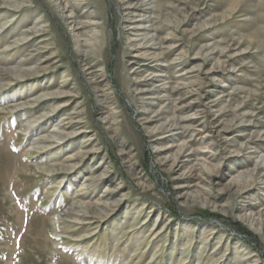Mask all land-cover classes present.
<instances>
[{
	"label": "rangeland",
	"instance_id": "1",
	"mask_svg": "<svg viewBox=\"0 0 264 264\" xmlns=\"http://www.w3.org/2000/svg\"><path fill=\"white\" fill-rule=\"evenodd\" d=\"M248 263L264 0H0V264Z\"/></svg>",
	"mask_w": 264,
	"mask_h": 264
},
{
	"label": "bare ground",
	"instance_id": "2",
	"mask_svg": "<svg viewBox=\"0 0 264 264\" xmlns=\"http://www.w3.org/2000/svg\"><path fill=\"white\" fill-rule=\"evenodd\" d=\"M132 12H134V11H132ZM79 48V47H78ZM180 122L175 118V115H173L171 118H170V120H169V122H168V126H180ZM55 136L54 137H56V138H58L59 139V136H58V134H54ZM249 264V263H248Z\"/></svg>",
	"mask_w": 264,
	"mask_h": 264
}]
</instances>
